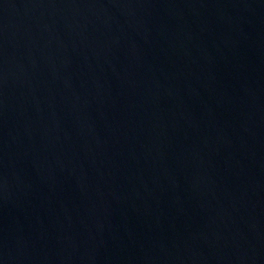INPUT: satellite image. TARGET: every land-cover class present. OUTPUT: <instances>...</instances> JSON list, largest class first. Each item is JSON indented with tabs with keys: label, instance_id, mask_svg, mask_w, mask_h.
Wrapping results in <instances>:
<instances>
[{
	"label": "water",
	"instance_id": "water-1",
	"mask_svg": "<svg viewBox=\"0 0 264 264\" xmlns=\"http://www.w3.org/2000/svg\"><path fill=\"white\" fill-rule=\"evenodd\" d=\"M0 264H264V0H0Z\"/></svg>",
	"mask_w": 264,
	"mask_h": 264
}]
</instances>
